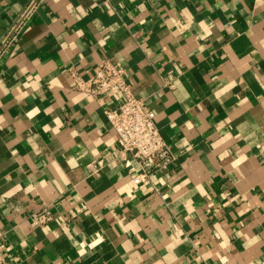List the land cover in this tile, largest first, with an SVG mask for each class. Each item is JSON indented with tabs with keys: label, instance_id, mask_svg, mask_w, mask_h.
I'll return each instance as SVG.
<instances>
[{
	"label": "crops",
	"instance_id": "obj_1",
	"mask_svg": "<svg viewBox=\"0 0 264 264\" xmlns=\"http://www.w3.org/2000/svg\"><path fill=\"white\" fill-rule=\"evenodd\" d=\"M32 1L0 0L6 259L264 264V0H41L2 50ZM107 59L177 155L143 183L105 114L120 90L72 75Z\"/></svg>",
	"mask_w": 264,
	"mask_h": 264
},
{
	"label": "built area",
	"instance_id": "obj_2",
	"mask_svg": "<svg viewBox=\"0 0 264 264\" xmlns=\"http://www.w3.org/2000/svg\"><path fill=\"white\" fill-rule=\"evenodd\" d=\"M41 0H33L21 16L14 33L4 40L5 48L24 25L33 17ZM1 51V50H0ZM125 67L109 59L101 62L95 69L94 75L84 79L73 72L76 86L86 93L101 96L113 89H119L122 95L117 107L105 110L111 127L117 133L123 153H130L137 161L140 171L133 176L135 183L146 182L155 172H161L171 167L177 160V155L162 136L156 120V113L151 109L145 99L137 97L132 84L127 80ZM89 172L97 174L100 166L89 164ZM132 171L136 168L132 167ZM39 222L45 223L52 218L50 209L45 207L37 213ZM0 264H17L6 259L0 248Z\"/></svg>",
	"mask_w": 264,
	"mask_h": 264
}]
</instances>
